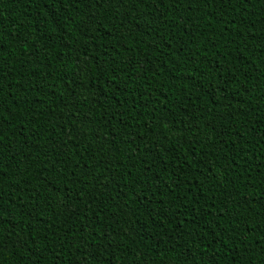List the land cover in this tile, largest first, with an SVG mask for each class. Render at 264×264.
Segmentation results:
<instances>
[{
  "label": "trees",
  "instance_id": "1",
  "mask_svg": "<svg viewBox=\"0 0 264 264\" xmlns=\"http://www.w3.org/2000/svg\"><path fill=\"white\" fill-rule=\"evenodd\" d=\"M0 264H264V0H0Z\"/></svg>",
  "mask_w": 264,
  "mask_h": 264
}]
</instances>
